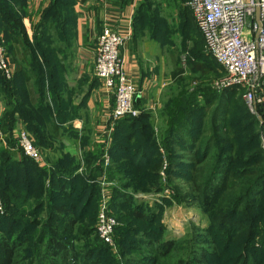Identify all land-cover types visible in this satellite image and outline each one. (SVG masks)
<instances>
[{
  "label": "trees",
  "instance_id": "obj_1",
  "mask_svg": "<svg viewBox=\"0 0 264 264\" xmlns=\"http://www.w3.org/2000/svg\"><path fill=\"white\" fill-rule=\"evenodd\" d=\"M75 2L48 0L38 9L29 37L22 21L29 15L28 0H0L4 46L14 57L19 47L23 58L10 79L0 74L5 142L0 139V264H264V128L236 87L217 90L208 83H183L186 67L204 79L221 68L205 52L186 5L180 28L191 29L196 48L186 65L177 60L170 71L175 87L163 92L158 121L136 94L133 102L139 112L117 119L110 134L106 174L116 182L109 207L118 220V254L93 226L99 194L94 178L103 169V143L89 146L90 134L78 137L73 132L83 148L82 174L74 155H58L41 166L15 148L17 120L35 145L48 151L60 129L56 122L64 124L77 114L62 79L65 61L75 49ZM146 6L138 1L133 36L139 22L150 21ZM152 25L151 36L166 39L164 20ZM97 82L95 78L88 90ZM160 148L167 161L165 184ZM174 179L189 185L192 201L208 222L210 239L203 242L212 245L191 244L185 259L163 262L178 239L161 219L162 205L134 192H160L173 187ZM174 198L182 200L178 193Z\"/></svg>",
  "mask_w": 264,
  "mask_h": 264
},
{
  "label": "built area",
  "instance_id": "obj_2",
  "mask_svg": "<svg viewBox=\"0 0 264 264\" xmlns=\"http://www.w3.org/2000/svg\"><path fill=\"white\" fill-rule=\"evenodd\" d=\"M98 1L107 5L117 0ZM185 5L189 8L202 36L205 52L224 70V75L217 85L221 88L239 89L244 104L250 113L258 119L261 118L260 125L264 128V0H187ZM131 36L130 20L128 26L120 30L104 19L93 51L94 74L100 87L114 98L113 106L102 115L98 126V138L96 137L97 142L103 143L104 146L101 156L103 169L101 174L94 178L99 185L95 230L99 238L114 250L117 249L114 241L116 219L110 210L109 202L116 182L109 179L106 174V167L110 164L107 149L115 121L139 112L133 106L134 96L138 92L137 85L125 70L121 55L123 46ZM12 72L5 46L0 39V73L4 78L10 79ZM12 135L15 138L16 149L38 165H46L42 150L35 145L34 138L23 125L17 123ZM262 140L264 141V136ZM160 152L162 154L160 176L165 184L164 169L167 161L162 148ZM79 160L77 172L82 174L84 158L81 153ZM170 192V187L164 186L160 192L143 196L152 200L155 196L167 197Z\"/></svg>",
  "mask_w": 264,
  "mask_h": 264
},
{
  "label": "rangeland",
  "instance_id": "obj_3",
  "mask_svg": "<svg viewBox=\"0 0 264 264\" xmlns=\"http://www.w3.org/2000/svg\"><path fill=\"white\" fill-rule=\"evenodd\" d=\"M143 1V0H139ZM148 7V15L150 17V21L147 23L139 22V24L135 27L134 36L132 37L131 43L135 46V53L138 62L140 65L145 67L148 73L153 74V76H157L160 81L166 82L163 92L171 90L175 87L170 80V71L172 70L173 66L176 65L177 60L181 62L182 65H186L187 57L193 54L196 46H194L193 42V34L191 29L188 27L184 31H181V12H185V2L187 0H144ZM45 6V5H44ZM29 9V8H28ZM30 25L29 29L32 34V23L36 22L39 18L38 10L36 12L29 11ZM27 17V16H26ZM37 17V18H36ZM25 17H23L24 19ZM162 18L164 20V30L163 32L166 34V39L158 40L162 37H152V24L154 20ZM22 19V21H23ZM34 21V22H33ZM25 30L27 32V27L23 23ZM30 34V35H31ZM28 35V33H27ZM156 38V39H155ZM0 39L4 44L3 36L0 35ZM129 40V41H130ZM6 49V48H5ZM7 52V50H6ZM7 57L9 59V54L7 53ZM10 65L12 66L14 73V66L13 61L10 60ZM66 64L70 62V60L65 61ZM217 62V61H216ZM218 63V62H217ZM219 64V63H218ZM221 67V66H220ZM1 74V73H0ZM224 75V70L222 67L219 69L218 73L212 72L208 77V79L201 78L198 73L192 72V70L186 67V71L183 77V83L188 86H196L201 83L210 84L214 89L220 90L217 84L219 79ZM3 76V75H2ZM13 76V75H12ZM4 77V76H3ZM63 79V78H62ZM64 80V79H63ZM98 80V79H97ZM65 82V81H64ZM99 84V82H98ZM137 87V91H138ZM68 98L74 100L75 97L79 99L80 93L73 92L70 94L69 90H66ZM1 96V95H0ZM70 96V97H69ZM161 98L160 104L162 103L163 96L160 95ZM242 96V94H241ZM1 102V100H0ZM2 110H3V103L1 102ZM134 106V104H133ZM161 107V105H160ZM134 108H136L134 106ZM160 109V108H159ZM1 110V113H2ZM0 113V114H1ZM27 130V129H26ZM29 132V131H28ZM74 130L71 132H62L58 133V137L53 141V147L48 151H42V157L44 158L45 162L55 158L58 155L63 154H71L74 155V151L77 150L79 147L81 149L80 139L78 137L72 136ZM4 134L2 133V143L5 145L3 140ZM263 138V137H262ZM48 140V139H47ZM264 141L262 140V143ZM264 146V143H263ZM77 158V155H74ZM46 158V159H45ZM173 187H170V195L166 197L164 196H155L152 200L154 203H158L162 205L161 211V219L166 227L169 229V232L172 237H174L176 242L171 247V251L167 256H164L162 261H170L178 259H185L189 246L192 244H200L211 247L212 243L203 242L205 239H210V236L206 232V228L208 227V222L206 221L205 215L202 213L198 204L192 201V194L189 185L183 184L181 179H174L172 180ZM134 195L137 196H145L146 193L135 191ZM178 193L182 200L179 202L174 198V195ZM157 198L158 200H156ZM164 199H167L168 202L164 203ZM152 201V202H153ZM31 204V203H30ZM151 204V203H150ZM0 205L3 211V204L2 200H0ZM98 208V202H97ZM92 210V208L90 209ZM95 211L97 214V209L95 207ZM118 220H116L117 224ZM96 224V218L94 221V228ZM116 243V242H115ZM110 249L118 254L117 250L112 249L109 245ZM233 255V254H232Z\"/></svg>",
  "mask_w": 264,
  "mask_h": 264
},
{
  "label": "crops",
  "instance_id": "obj_4",
  "mask_svg": "<svg viewBox=\"0 0 264 264\" xmlns=\"http://www.w3.org/2000/svg\"><path fill=\"white\" fill-rule=\"evenodd\" d=\"M47 1L48 0H28L29 11L36 12L39 8L46 5ZM138 1L139 0H126L124 2V0H117L113 3L103 5L98 0H76L74 4V10L77 15L75 49L68 58L70 62H68V64L65 62L66 66L63 70V79L67 87L66 90H69L70 94L73 92L80 93L79 99L75 97L74 100H71L72 107L78 106V110L77 114L72 115V117L64 124L59 125V123L56 122L58 128H60L55 136L56 139L58 133L60 134V131L65 132L62 128L72 126L74 134H77L78 137L82 134H90L91 144L89 146H93L95 143L99 144L96 139V137L98 138V126L101 123L104 112L113 106L114 98L111 94L105 92L98 82L96 85L92 86L90 91L88 90L89 84L91 85L96 78L94 74L93 52L96 37L101 30L104 19L108 20L111 25L120 30L125 29L130 20L132 29V17ZM30 18L31 17L28 15L23 19L29 37L31 36V31L29 29ZM132 37L133 31L130 38L131 40ZM129 40L123 46L121 51L124 60V68L133 77L139 89L136 97L143 99V106L153 113L154 120L157 122V112L161 105L159 98H161L160 95H162L161 92L166 82L160 81L157 76L148 73L147 69L140 65V62H138L136 57L135 46L131 43V40ZM8 54L9 59L13 61L12 64L15 69L16 63L23 60L21 50L19 47L15 50V57L11 53ZM87 90L88 95L86 96L84 103L80 104L81 99ZM48 101L50 102V98H48ZM135 109L138 110V108ZM1 110L2 106L0 102V113ZM17 123L23 125L21 120H17ZM82 149L81 146V149L79 147L74 151V155H77L78 160L79 153L83 156Z\"/></svg>",
  "mask_w": 264,
  "mask_h": 264
},
{
  "label": "water",
  "instance_id": "obj_5",
  "mask_svg": "<svg viewBox=\"0 0 264 264\" xmlns=\"http://www.w3.org/2000/svg\"><path fill=\"white\" fill-rule=\"evenodd\" d=\"M256 19H257V17H256ZM258 20V19H257ZM259 120H261V118L259 117Z\"/></svg>",
  "mask_w": 264,
  "mask_h": 264
}]
</instances>
